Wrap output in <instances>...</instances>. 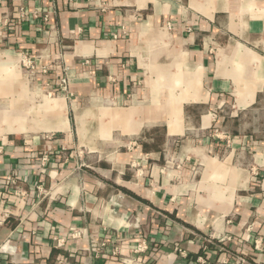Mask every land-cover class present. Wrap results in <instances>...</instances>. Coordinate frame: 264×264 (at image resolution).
<instances>
[{
    "label": "crops",
    "instance_id": "0c3cea01",
    "mask_svg": "<svg viewBox=\"0 0 264 264\" xmlns=\"http://www.w3.org/2000/svg\"><path fill=\"white\" fill-rule=\"evenodd\" d=\"M59 263L264 264V0H0V264Z\"/></svg>",
    "mask_w": 264,
    "mask_h": 264
},
{
    "label": "built area",
    "instance_id": "2783aa9c",
    "mask_svg": "<svg viewBox=\"0 0 264 264\" xmlns=\"http://www.w3.org/2000/svg\"><path fill=\"white\" fill-rule=\"evenodd\" d=\"M23 64H24V66L26 67V68H28V67H31V62L29 63V60L26 62V61H23ZM62 84H61V86L63 87V90H66V86L65 85H67V83H68V80L67 79H63L62 80V82H61ZM45 161L47 160V158L46 157H44L43 158ZM17 178H15V176H7V177H5V180L3 181V184H4V188L7 190V191H12V188H13V191L16 193V194H18L19 192H18V187H17ZM78 234L79 233H75L73 236L75 237V236H78ZM62 243H63V241L62 240H58V244L59 245H62ZM143 248L142 247H140L139 248V251H142L143 252ZM59 264H61V263H59Z\"/></svg>",
    "mask_w": 264,
    "mask_h": 264
},
{
    "label": "trees",
    "instance_id": "16d2710c",
    "mask_svg": "<svg viewBox=\"0 0 264 264\" xmlns=\"http://www.w3.org/2000/svg\"><path fill=\"white\" fill-rule=\"evenodd\" d=\"M157 138H159V140L161 139L160 137H157ZM208 248L212 250L214 247L212 245H209ZM203 254H204V250H202L199 255L201 256ZM196 258L197 257H194V259H196Z\"/></svg>",
    "mask_w": 264,
    "mask_h": 264
}]
</instances>
